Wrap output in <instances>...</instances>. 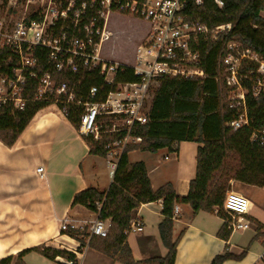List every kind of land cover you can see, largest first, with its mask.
<instances>
[{
  "label": "built area",
  "instance_id": "built-area-1",
  "mask_svg": "<svg viewBox=\"0 0 264 264\" xmlns=\"http://www.w3.org/2000/svg\"><path fill=\"white\" fill-rule=\"evenodd\" d=\"M33 17L17 22L11 32L0 31V49H8L18 59L14 76H5L9 93L0 96V103L12 101L23 109L26 99L22 85L27 77H37L40 62L37 50H47L51 70L39 79L35 99L57 106L66 117L69 107L80 110L79 133L101 142L106 135L118 138L106 143V158L114 175L122 154L131 144L143 139L135 134L137 125L148 121L151 88L163 77L206 78L202 47L209 41L218 42L221 36L233 30V23L210 26L193 13L194 6L204 0H39ZM222 8L223 0H215ZM88 4L98 11L87 18ZM131 15L148 23L149 30L137 47L134 63L107 59L102 55V45L111 36L108 18L111 13ZM216 80H223L228 89V100L237 109V117L228 123L233 129L248 127L251 140L264 144V124L253 126L249 115L247 95L264 97V54L243 43L231 40L226 44V54L220 56ZM131 67L136 81L117 82L120 67ZM97 69L104 79L101 87L91 86L86 95H78L77 84L84 70ZM63 73L79 74L74 81L59 79ZM78 110V111H79ZM38 173L43 176L44 168ZM97 211L91 220L65 218L61 224L62 250L75 258L57 256L62 264H79L81 247H88L92 236L107 237L112 222L103 220L98 211L103 201H96ZM250 199L237 191L227 192L223 203V220L232 232H245L251 228ZM179 206H175L173 219L177 220ZM79 221V223L77 222ZM87 229L85 243L72 233ZM142 223L132 218L129 233L141 231ZM77 244V245H76ZM264 259V252L261 255Z\"/></svg>",
  "mask_w": 264,
  "mask_h": 264
},
{
  "label": "trees",
  "instance_id": "trees-1",
  "mask_svg": "<svg viewBox=\"0 0 264 264\" xmlns=\"http://www.w3.org/2000/svg\"><path fill=\"white\" fill-rule=\"evenodd\" d=\"M223 1L222 8L215 0H204L202 5L193 8L194 15L210 26L226 22L234 25L233 30L221 36L218 42L209 41L202 47L203 62L199 66L204 68L207 77L161 78L154 91L147 123L137 125L135 129V134L141 136L143 141L131 144L122 154L109 188L99 190L89 187L74 197L72 207L81 205L93 212L97 211L95 202L103 201L98 213L101 219L111 220L110 232L107 237L92 236L90 246L122 264H175L178 244L183 236L182 232L177 240H173V215L177 203L190 204L195 213L217 209L218 215L223 218V203L227 192L231 190L232 179L264 187V144L251 140L250 128L233 129L228 126L237 117V109L230 105L224 81L216 80L218 58L226 54L229 41H239L245 47L264 54V0ZM97 11V7L88 4L87 18ZM36 56L40 62L38 76L27 77L22 85L25 107L17 108L12 101L0 103V140L7 146L14 145L36 113L51 105L34 98L40 77L45 71L51 70L47 50H37ZM17 61V57L8 49H0V73L13 77ZM83 74L84 77L77 84L78 95H86L91 86L101 87L104 84L97 69L84 70ZM58 77L67 81L81 78L79 74L70 73ZM137 79L131 67L119 68L117 82ZM247 106L253 126L264 124V97L255 98L248 94ZM78 110L70 106L67 116L77 130L80 116ZM118 137V134L106 135L101 142H95L92 137L84 139L90 147V154L106 157V143ZM181 141L202 143L198 150L197 174L191 181L189 194L184 197L177 195L172 183L154 190L145 163H131L129 160V153L133 150L156 152L163 148L171 149ZM234 161L236 163L233 164ZM158 200H163L164 215L159 224V232L168 252L164 257L136 260L128 242L131 219L142 204ZM256 224L257 234L252 241L259 237V233L264 236V223L257 221ZM72 234L85 243L83 235H87V229ZM231 234L232 231L224 222L218 236L229 240ZM32 251L52 260L57 256L75 258V255L65 250L38 245L24 249L16 256L2 258L0 264H26L24 257ZM246 253L247 250L237 255L226 249L224 253L215 256L212 264H223L229 259L241 260Z\"/></svg>",
  "mask_w": 264,
  "mask_h": 264
},
{
  "label": "crops",
  "instance_id": "crops-1",
  "mask_svg": "<svg viewBox=\"0 0 264 264\" xmlns=\"http://www.w3.org/2000/svg\"><path fill=\"white\" fill-rule=\"evenodd\" d=\"M200 146V142L181 141L171 149L156 152L136 149L129 153V160L145 163L154 190L172 183L177 195L184 197L197 174ZM39 167L44 168L43 176L37 171ZM112 182L108 159L90 154L84 137L57 106L40 110L14 145L7 146L0 140V259L38 245L63 249L62 221L68 217L79 220L72 213L87 209L81 205L72 207L75 195L89 187L106 190ZM236 183L251 201L248 218L253 235L242 243L241 237L235 240L238 232H232L229 240H224L218 236L224 220L217 209L195 213L190 204L177 203L180 210L174 220L173 240L182 232L183 236L175 264H212L215 256L226 249L237 255L245 250L247 253L241 260L229 259L223 264H264L263 241H252L257 234V224L254 228L252 222L264 223V187L231 180L232 186ZM260 196L262 204L258 206ZM162 210L163 200H158L144 203L135 211L134 218L143 226L128 237L136 260L167 254L159 232L164 219ZM80 250L79 264H122L90 245ZM36 253L32 251L24 257L26 264H34ZM37 256L43 264H62L40 253Z\"/></svg>",
  "mask_w": 264,
  "mask_h": 264
},
{
  "label": "rangeland",
  "instance_id": "rangeland-1",
  "mask_svg": "<svg viewBox=\"0 0 264 264\" xmlns=\"http://www.w3.org/2000/svg\"><path fill=\"white\" fill-rule=\"evenodd\" d=\"M39 2V0H0V31L11 32L17 22L23 18H28L38 9ZM262 16H264V11H262ZM107 27L108 30L111 31V36L103 42L102 55L107 59L114 61L130 64L134 63L137 47L143 42L149 30L148 23L131 15L115 12L109 15ZM4 77L5 74L0 73L1 97H5L9 93L10 89L9 84L3 82ZM156 88L157 82H155L151 88V97L149 99L150 106ZM234 163H236V161H234L233 164ZM231 189L242 193L241 187L238 183L233 186L231 185ZM261 200L262 198L260 196L259 201H257L258 206L262 204ZM92 212L93 211L89 209L80 208L79 213H72V216L89 221L95 218V215L92 214ZM252 223L255 228L256 223ZM252 235L253 229H249L243 233H236L234 237L235 240L241 237L242 243H244ZM258 236V239H261L264 243V236L260 235V233ZM34 256V264H43L42 258L37 256V253L34 254Z\"/></svg>",
  "mask_w": 264,
  "mask_h": 264
}]
</instances>
